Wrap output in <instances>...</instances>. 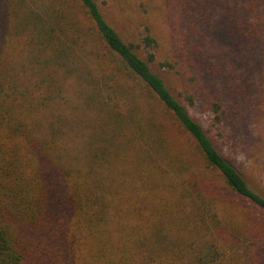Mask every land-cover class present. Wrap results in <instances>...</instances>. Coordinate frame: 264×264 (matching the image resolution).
Wrapping results in <instances>:
<instances>
[{
	"label": "trees",
	"instance_id": "1",
	"mask_svg": "<svg viewBox=\"0 0 264 264\" xmlns=\"http://www.w3.org/2000/svg\"><path fill=\"white\" fill-rule=\"evenodd\" d=\"M134 11L142 31L109 21ZM189 65L253 79L259 106L264 0H0V264L41 246L83 247L80 264H264V181L242 167L264 173V136L223 147L189 113L196 94L161 75ZM233 93L204 100L213 124Z\"/></svg>",
	"mask_w": 264,
	"mask_h": 264
},
{
	"label": "rangeland",
	"instance_id": "2",
	"mask_svg": "<svg viewBox=\"0 0 264 264\" xmlns=\"http://www.w3.org/2000/svg\"><path fill=\"white\" fill-rule=\"evenodd\" d=\"M109 21L123 35H126V33H137L138 31H142L144 24L147 23V20L144 19L143 15L136 13V11H134V14H131V18L128 17L127 20L122 19V21H114L113 19H109ZM156 23L157 25H160L161 29L164 28L165 32L167 31V28L161 19H157ZM165 34L168 35V33ZM175 40V45H170L169 47L180 49L178 47L181 44V39L176 36ZM186 46L187 45H184V49ZM192 66L195 72L190 69L189 65L184 67L178 74L174 72L169 73L168 70H163L161 75L169 83H173L178 79L180 81H184L186 87L196 94V101L194 105H187L189 113L198 121H200L205 127L209 128L211 134H213L218 139V141L222 143L223 147L228 149V145L232 143V141L228 140V136L232 134L233 136H236V140H239V137H241L244 142L246 139H248L249 143H252L251 137H256L258 135L264 136V116L259 115L261 111L260 108H258L260 105L262 106L264 100L260 101L259 106H257L256 102L258 101L257 96L261 97L263 95V91L261 92V89L258 90L254 84H250L253 79L247 81L245 85L243 83L242 86L239 85L241 79H233L230 80L229 83H210L209 81L206 82V78L203 76L202 68L200 66ZM238 70L239 68H237V71ZM243 78L245 79L246 77ZM223 79H226V77L224 76L221 78V80ZM250 85L252 86V89ZM180 86L182 87L183 85L180 84ZM217 86L220 88H225L227 93H222L220 88L217 90ZM208 87L211 89H208ZM230 91H234L236 94L233 93L235 96H232L230 99L232 105L229 107L230 112L227 116V120L221 122L220 124H213V114L209 109L206 108L204 100L228 99L230 98L228 96ZM242 95H244V97H242ZM165 130L175 151L185 150L188 147L186 135L178 128L175 123L171 121L166 122ZM232 157L238 161V156L236 157L232 155ZM249 160L250 159H245L246 162L242 164L243 170L250 177H254L255 179L262 177L264 181V173L262 174L259 166L255 164L252 165V162H249ZM79 250L86 249L83 247L78 248V251H75L76 253L74 256L69 259L68 257L64 256L63 252L59 251V247L57 249L54 246H41V249L34 254L33 258L27 264H80L86 260V258L84 255L79 257Z\"/></svg>",
	"mask_w": 264,
	"mask_h": 264
}]
</instances>
